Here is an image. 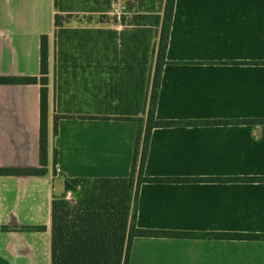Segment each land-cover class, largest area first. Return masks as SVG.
Returning <instances> with one entry per match:
<instances>
[{
	"label": "crops",
	"instance_id": "1",
	"mask_svg": "<svg viewBox=\"0 0 264 264\" xmlns=\"http://www.w3.org/2000/svg\"><path fill=\"white\" fill-rule=\"evenodd\" d=\"M116 0H0V76L40 75L49 37L48 166L0 175V264H52L53 200L66 177L130 175L157 28L74 21ZM145 175L264 177V0H176ZM40 84H0V167L40 165ZM59 119L54 131L55 116ZM57 151V163L55 156ZM57 171V172H56ZM143 229L264 234V181L144 182ZM129 264H264V238L136 237Z\"/></svg>",
	"mask_w": 264,
	"mask_h": 264
},
{
	"label": "trees",
	"instance_id": "2",
	"mask_svg": "<svg viewBox=\"0 0 264 264\" xmlns=\"http://www.w3.org/2000/svg\"><path fill=\"white\" fill-rule=\"evenodd\" d=\"M131 13L78 15L56 13V29L74 21L87 23H121L152 25L157 28L153 50L149 87L143 116L121 117L137 122V135L131 172L126 177L75 178L66 177L65 193L53 200L52 264H129L131 248L136 237H216L264 238V234L240 232H190L143 229L137 225L138 202L144 182H183L220 180L236 182L264 181V177L232 178H161L145 175V165L152 132L158 127L194 124H227L229 121L180 122L159 119L156 110L163 80L164 66L175 14L176 0H122ZM40 75L0 76V84H40V165L38 167H0V175L41 176L48 166V84L49 37L41 36ZM256 63H264L256 62ZM55 116L54 131L58 132L59 119ZM237 122L263 123L261 120ZM57 151L55 163H57ZM57 172V171H56ZM72 197H68V193Z\"/></svg>",
	"mask_w": 264,
	"mask_h": 264
},
{
	"label": "built area",
	"instance_id": "3",
	"mask_svg": "<svg viewBox=\"0 0 264 264\" xmlns=\"http://www.w3.org/2000/svg\"><path fill=\"white\" fill-rule=\"evenodd\" d=\"M124 8L125 7L122 4V0H116V5H115V8H114L113 14L117 15V16H121L124 13ZM68 197L69 198L72 197V193L71 192L68 193Z\"/></svg>",
	"mask_w": 264,
	"mask_h": 264
},
{
	"label": "water",
	"instance_id": "4",
	"mask_svg": "<svg viewBox=\"0 0 264 264\" xmlns=\"http://www.w3.org/2000/svg\"><path fill=\"white\" fill-rule=\"evenodd\" d=\"M132 11H133L132 9L124 8L125 13H131Z\"/></svg>",
	"mask_w": 264,
	"mask_h": 264
}]
</instances>
